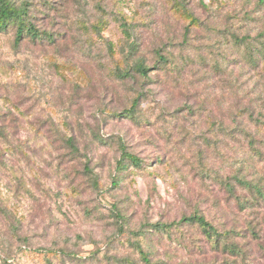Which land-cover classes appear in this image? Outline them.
Wrapping results in <instances>:
<instances>
[{"label": "rangeland", "instance_id": "374dc122", "mask_svg": "<svg viewBox=\"0 0 264 264\" xmlns=\"http://www.w3.org/2000/svg\"><path fill=\"white\" fill-rule=\"evenodd\" d=\"M21 2L43 41L0 33V264H264V0Z\"/></svg>", "mask_w": 264, "mask_h": 264}, {"label": "trees", "instance_id": "16d2710c", "mask_svg": "<svg viewBox=\"0 0 264 264\" xmlns=\"http://www.w3.org/2000/svg\"><path fill=\"white\" fill-rule=\"evenodd\" d=\"M17 1L19 0H0V33L7 32L11 27L15 28V42L19 44L24 39H26L27 36L30 37V39L33 42H42L43 41V32H40L34 24L30 21V4L28 2H21V4H17ZM23 1V0H21ZM137 72L142 75H147L148 69L142 65L137 66ZM137 100L133 103V108L137 106ZM0 137L5 138L4 133L0 131ZM123 160H129L133 165H140V160L131 155L123 152ZM121 161L119 163L120 169L124 167V161ZM241 184H247L245 182H240ZM228 189H231V187H228ZM258 193L260 196H262L261 190H258ZM179 224H197L200 228L203 229V231L206 233V236L209 238H216V241H218L219 236H217V231L215 228L207 222V220L203 216H192L190 218H183ZM178 224L174 223L171 225H156L157 228H169L171 229L172 226H177ZM221 236V234H220ZM218 243V242H217ZM225 251L233 252L235 247H232V245L224 244ZM238 251H240L238 249ZM145 257V256H144ZM144 261L146 264H150V262L144 258Z\"/></svg>", "mask_w": 264, "mask_h": 264}]
</instances>
